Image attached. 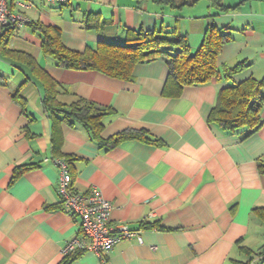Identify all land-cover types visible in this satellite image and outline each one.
Segmentation results:
<instances>
[{"label":"crops","instance_id":"obj_1","mask_svg":"<svg viewBox=\"0 0 264 264\" xmlns=\"http://www.w3.org/2000/svg\"><path fill=\"white\" fill-rule=\"evenodd\" d=\"M169 1L13 0V11L58 29L60 43L77 52L99 42L123 45L131 31L175 29L194 53L213 24L231 37L216 66L248 62L232 76L234 83L264 77V0ZM90 13L99 17L95 30L83 24ZM6 48L29 55L57 84L60 102L80 97L110 109L100 120L103 139L139 130L158 142L101 147L80 124L50 119L32 69L0 48V264H62L65 244L78 235V220L58 206L59 171L52 160L64 158H70L75 191L96 187L111 203L110 222L140 231L142 243L117 244L107 264H254L252 257L264 252V225L254 213L264 210V106L261 128L245 138L244 128L227 133L207 120L226 81L187 86L167 98L161 91L168 68L160 59L135 65L126 81L58 66L30 26L13 30ZM25 165L31 168L13 179ZM70 264L102 263L85 252Z\"/></svg>","mask_w":264,"mask_h":264},{"label":"trees","instance_id":"obj_2","mask_svg":"<svg viewBox=\"0 0 264 264\" xmlns=\"http://www.w3.org/2000/svg\"><path fill=\"white\" fill-rule=\"evenodd\" d=\"M156 2L170 4L169 0H156ZM13 6V0H11L9 8L12 11ZM221 9L227 11L229 7L225 6ZM83 24L88 30L99 28L98 14H87ZM26 26L40 31L43 53L52 57L58 66L66 69L93 70L112 78L130 81L135 65L163 60L168 68V74L161 91L162 97H179L182 89L187 86L206 84L212 80L226 81L228 84L217 92L215 104L208 115V122L217 125L227 133H234L244 128L245 138L257 132L263 124L261 112L264 106V77L261 79L250 77L241 83H234L232 76L247 68L248 62L241 61L233 67L221 69L216 66V58L222 46L231 40L227 28L219 29L213 24L209 25L204 31L200 46L194 53H190L186 36L177 33L175 29L163 33L131 31L128 32V38L123 45L99 42L94 49L86 48L83 52H77L65 48L60 43L58 29L43 28L32 21ZM15 29L16 27L11 26L2 29L0 48L7 54H16L15 56L21 58L24 64L32 69L35 77L42 84V105L50 119L68 124H80L87 131L90 139L101 147H113L124 140L131 139L147 143L158 142L150 140L145 132L139 130H129L103 139L100 136L102 131L100 120L112 111L98 107L80 97H75L71 103L60 102L57 84L37 66L36 62L25 53L11 52L6 48ZM14 98L22 102L17 94ZM53 142L52 147L55 152L56 147ZM63 160L67 163L72 178L70 158ZM29 168H31L29 165L16 168L12 178L15 179ZM259 169L263 171L264 164H259ZM58 206L63 210L61 202ZM254 213L264 225V210L255 209ZM71 216L75 218L74 215ZM140 227L148 226L141 223ZM82 254L76 253L63 257L62 264H70ZM262 255L260 261L264 263V252L261 250L251 260Z\"/></svg>","mask_w":264,"mask_h":264},{"label":"built area","instance_id":"obj_3","mask_svg":"<svg viewBox=\"0 0 264 264\" xmlns=\"http://www.w3.org/2000/svg\"><path fill=\"white\" fill-rule=\"evenodd\" d=\"M10 1L0 0V33L6 26L17 28L31 22L24 14L10 10ZM42 1L56 5L66 0ZM20 6L26 7L24 3H20ZM52 161L59 171L58 193L61 207L78 220V235L65 244L63 257L92 252L102 264H107V254L117 244L133 238L142 243L139 230H131L125 225H114L110 222L111 203L102 197L96 187H91L85 193L75 191L67 163L60 159ZM262 257L263 255L256 256L253 259L254 264H264L260 261Z\"/></svg>","mask_w":264,"mask_h":264}]
</instances>
